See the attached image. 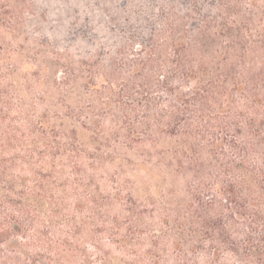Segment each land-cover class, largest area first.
Here are the masks:
<instances>
[{"label": "rangeland", "instance_id": "374dc122", "mask_svg": "<svg viewBox=\"0 0 264 264\" xmlns=\"http://www.w3.org/2000/svg\"><path fill=\"white\" fill-rule=\"evenodd\" d=\"M81 3L0 0V92L11 106L1 109L19 129L5 148L18 186L7 200L40 205L1 220L0 264H243L230 244H211L200 226L196 244L175 236L182 234L175 223L189 219L194 185L167 167L171 153L158 154L172 139L155 150L144 133L136 141L125 135L141 119L118 120L116 57L108 60L105 50L102 59L98 38L72 48L68 19L72 7L88 15ZM82 57V74L66 83L71 61ZM8 124L0 123L1 140ZM212 199L206 192L203 201ZM14 221L20 228L11 229ZM242 232L239 224L232 241L243 243Z\"/></svg>", "mask_w": 264, "mask_h": 264}, {"label": "trees", "instance_id": "16d2710c", "mask_svg": "<svg viewBox=\"0 0 264 264\" xmlns=\"http://www.w3.org/2000/svg\"><path fill=\"white\" fill-rule=\"evenodd\" d=\"M83 2L88 15L72 7L68 19L72 48L98 38L102 59L116 57L118 120L141 119L125 135L136 141L144 133L155 150L172 139L173 147L158 154L171 153L167 167L185 174L196 190L189 219L175 223L182 232L175 236L196 244L200 226L211 244H230L243 264H264V0ZM95 23L101 24L92 28ZM86 63L84 57L71 61L66 83ZM2 106L11 108L0 92V123H9L0 139V227L40 207L7 200L18 186L8 175L5 148L18 141L19 129ZM206 192L214 199L203 201ZM19 224L14 221L11 229ZM239 224L247 231L243 243L231 239ZM4 235L1 228L0 240Z\"/></svg>", "mask_w": 264, "mask_h": 264}]
</instances>
